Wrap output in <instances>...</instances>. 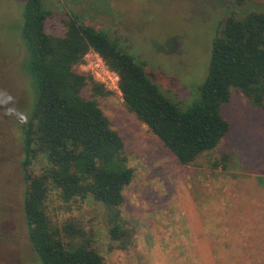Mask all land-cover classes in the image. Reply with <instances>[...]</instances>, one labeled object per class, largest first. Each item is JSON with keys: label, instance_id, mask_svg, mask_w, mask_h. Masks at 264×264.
<instances>
[{"label": "rangeland", "instance_id": "rangeland-1", "mask_svg": "<svg viewBox=\"0 0 264 264\" xmlns=\"http://www.w3.org/2000/svg\"><path fill=\"white\" fill-rule=\"evenodd\" d=\"M0 0V264H43L24 217L23 124L31 107L21 44L23 3ZM46 31L63 35L69 16L95 26L144 65L183 108L200 97L224 18L264 11V0H42ZM85 69V68H84ZM90 88L84 90L91 97ZM97 100L126 144L135 176L122 207L126 235L113 240L106 208L50 196L55 226L91 230L107 264H264V107L234 90L222 108L231 129L212 152L182 165L130 112L122 95ZM227 156L226 167H213ZM40 169L39 166L36 167Z\"/></svg>", "mask_w": 264, "mask_h": 264}, {"label": "trees", "instance_id": "trees-1", "mask_svg": "<svg viewBox=\"0 0 264 264\" xmlns=\"http://www.w3.org/2000/svg\"><path fill=\"white\" fill-rule=\"evenodd\" d=\"M52 12L42 0H25L19 23L32 95L22 127L24 217L31 245L43 264H107L94 246L91 230L74 223L59 228L46 209L53 194L64 202L93 200L106 208L113 240L128 231L122 207L135 168L123 136L97 100L112 92L84 69L85 55L90 50L100 53L119 75L126 108L180 164L190 165L228 135L231 124L222 108L234 90L264 107V11L224 18L213 40L200 97L186 108L170 99L118 40L95 26L69 16L63 35L47 32ZM88 87L91 97L84 94ZM226 162L224 156L213 167H226Z\"/></svg>", "mask_w": 264, "mask_h": 264}, {"label": "built area", "instance_id": "built-area-1", "mask_svg": "<svg viewBox=\"0 0 264 264\" xmlns=\"http://www.w3.org/2000/svg\"><path fill=\"white\" fill-rule=\"evenodd\" d=\"M84 68L105 88L122 95L119 75L106 64L99 52L90 50L85 55Z\"/></svg>", "mask_w": 264, "mask_h": 264}]
</instances>
